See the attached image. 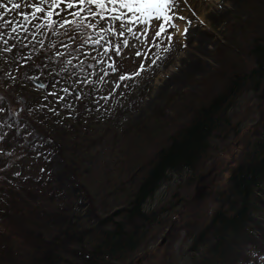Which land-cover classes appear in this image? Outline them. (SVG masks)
<instances>
[{
    "label": "trees",
    "instance_id": "obj_1",
    "mask_svg": "<svg viewBox=\"0 0 264 264\" xmlns=\"http://www.w3.org/2000/svg\"><path fill=\"white\" fill-rule=\"evenodd\" d=\"M0 3L7 6L0 9V264L128 261L157 234L160 214L145 205L170 173H187L181 207L210 211L207 222L201 214L190 217V264L264 262V0H245L247 17L228 25L213 53L217 66L198 82L197 92L173 94L170 109L166 104L144 122L117 128L121 157L103 172L93 161L102 141L85 128L87 93L68 95L65 89L93 74L87 50L121 65L136 25L126 23L124 10L77 17L71 15L77 9L62 4L49 28L45 14L34 19L29 7L28 21H19L25 0H13L21 8L11 11L9 0ZM35 80L43 84L41 94H26ZM20 95L29 109L13 113L8 99ZM246 95L259 102L260 116L240 162L218 183L205 173L212 142L237 133L234 113ZM39 108L51 120H35ZM51 157L60 159L55 169Z\"/></svg>",
    "mask_w": 264,
    "mask_h": 264
},
{
    "label": "rangeland",
    "instance_id": "obj_2",
    "mask_svg": "<svg viewBox=\"0 0 264 264\" xmlns=\"http://www.w3.org/2000/svg\"><path fill=\"white\" fill-rule=\"evenodd\" d=\"M244 4L245 0H172L159 19L155 14L140 15L124 10L126 23L136 25V28L130 27L135 36L128 48L121 52V65L113 60L105 61L103 57L100 59L96 50H87L84 59L94 65V72L89 78L73 81L67 94L75 92L77 96L81 90L87 93L90 121L85 128L94 139L102 141L103 149L93 155L101 172L106 164L108 167L118 161L117 156L121 157L115 149L120 143V135H116L119 126L144 122L153 115L155 108L161 109L166 104L170 109L168 99L173 94L199 90L198 82L211 75L217 66L213 53L227 38L228 25L247 17ZM26 9L23 3L18 13L20 22L23 20L21 13L25 14ZM157 32H160L159 36ZM24 89L26 94H41L35 84ZM11 98L8 101L13 100V113L29 109L23 95ZM58 98L61 99V95ZM2 100H5L3 95L0 102ZM259 108L255 98L250 95L242 97L234 113L239 130L226 139L212 142L206 164L210 175L205 173L218 183L227 181V172L240 162L243 146L252 138L248 133L260 116ZM168 109H162L166 117L171 114ZM33 118L43 122L49 118V113L39 108ZM47 142L51 140L47 139ZM49 163L55 169L61 162L59 157H51ZM38 168L37 172L43 169L42 162ZM186 176L187 173L168 174L166 181L147 202L146 211L160 214L155 227L157 234L121 264H190V238L186 236V228L192 222L190 217L201 214L205 216L203 221L207 222L210 211L205 212V207H181L182 198L188 195L184 187ZM96 178L100 182L101 179Z\"/></svg>",
    "mask_w": 264,
    "mask_h": 264
},
{
    "label": "snow or ice",
    "instance_id": "obj_3",
    "mask_svg": "<svg viewBox=\"0 0 264 264\" xmlns=\"http://www.w3.org/2000/svg\"><path fill=\"white\" fill-rule=\"evenodd\" d=\"M9 3L12 4V8L8 9V11L20 9V3H13V0H9ZM172 3V0H35V2H31V0H25V6L33 9L30 15L35 19L39 14H45L44 19L47 22V27L53 28L55 25V21L53 17L55 15H60L57 11L61 7L62 4L65 5L66 9H77L76 11L71 12V15L81 17L84 12H87L89 17L99 16L100 13L105 11H110L115 13L119 10H126L127 13H139L140 15H148L151 16L155 14L157 19L164 13V10ZM48 7H45V6ZM109 5H113L114 7L109 8ZM118 7H115L117 6ZM7 6L3 3H0V9H5ZM99 9V12L96 11ZM23 19L28 21V15L21 13ZM2 18V17H0ZM121 17L116 16L115 19L119 20ZM101 19L103 17L101 16ZM183 19V17H181ZM67 23V21L65 22ZM80 23H83V19H81ZM65 24L61 23L60 27H64ZM91 27H95V24L89 25ZM3 27V25H0ZM37 27H40L37 25ZM17 29L13 27L12 31L15 32ZM27 31V28L24 29ZM163 31V29H161ZM3 34L0 33V36ZM157 36L160 35V32L156 33ZM151 39V37L149 38ZM7 43V41H5ZM42 43V42H41ZM6 51H12V49H6ZM71 63V61H69ZM123 79V77H120ZM67 91V89H65Z\"/></svg>",
    "mask_w": 264,
    "mask_h": 264
},
{
    "label": "water",
    "instance_id": "obj_4",
    "mask_svg": "<svg viewBox=\"0 0 264 264\" xmlns=\"http://www.w3.org/2000/svg\"><path fill=\"white\" fill-rule=\"evenodd\" d=\"M34 84L39 86V87H42L43 85L41 83H39V81L35 80L34 81ZM164 240H162V243H163Z\"/></svg>",
    "mask_w": 264,
    "mask_h": 264
},
{
    "label": "bare ground",
    "instance_id": "obj_5",
    "mask_svg": "<svg viewBox=\"0 0 264 264\" xmlns=\"http://www.w3.org/2000/svg\"><path fill=\"white\" fill-rule=\"evenodd\" d=\"M216 3H217V2H216ZM181 67H183V66H181ZM184 69H185V68H184ZM184 69H183V70H184ZM181 73H182V72H181ZM181 73H180V74H181Z\"/></svg>",
    "mask_w": 264,
    "mask_h": 264
}]
</instances>
